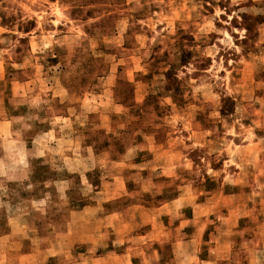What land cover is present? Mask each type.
<instances>
[{"label":"rangeland","instance_id":"rangeland-1","mask_svg":"<svg viewBox=\"0 0 264 264\" xmlns=\"http://www.w3.org/2000/svg\"><path fill=\"white\" fill-rule=\"evenodd\" d=\"M0 264H264V0H0Z\"/></svg>","mask_w":264,"mask_h":264},{"label":"crops","instance_id":"crops-1","mask_svg":"<svg viewBox=\"0 0 264 264\" xmlns=\"http://www.w3.org/2000/svg\"><path fill=\"white\" fill-rule=\"evenodd\" d=\"M162 169H163V167H162ZM149 175H147V176H149ZM160 177H163V176H160ZM160 177L150 178V180L147 182V184L151 183L153 186H155L156 185L155 182L159 181V182H163L164 186H168L169 185V181H167L169 179L168 176H164L163 178H160ZM157 188H162V191H164V187H157ZM181 198H183L182 194H179L175 189H173V196H171L170 198H166L165 199L166 202H164L162 205H160L158 207L155 206L157 209H163V211L161 212V215H159V217H158V219L162 222L163 225H167L170 223L174 224V221L177 224H180V225L183 224V221H187V219H186V217H180L179 213L184 212V211L189 210V209H193V207L197 206V204H195V201H193V203L191 201L189 203V205L177 204L175 206V211L165 209V208H170V206L174 208V204L179 203L181 201ZM151 214H152V211L148 210L146 215H144L143 213H142V215H140V214H137V215H138L139 219L141 220L140 217L151 216ZM147 218L150 221L154 220L153 217H147ZM142 229L143 228H139L138 231L135 233L136 235H138L141 238V240L147 241V240H153L154 239L155 234H154L153 229H151L150 232L148 229H143V230ZM113 238H115V237L113 236Z\"/></svg>","mask_w":264,"mask_h":264},{"label":"trees","instance_id":"trees-1","mask_svg":"<svg viewBox=\"0 0 264 264\" xmlns=\"http://www.w3.org/2000/svg\"><path fill=\"white\" fill-rule=\"evenodd\" d=\"M182 53H184V55H182L183 57V61H182V64H185V63H188L189 61L187 60V56L189 53L185 52L184 50L182 51ZM170 69L167 71V76L170 75Z\"/></svg>","mask_w":264,"mask_h":264}]
</instances>
